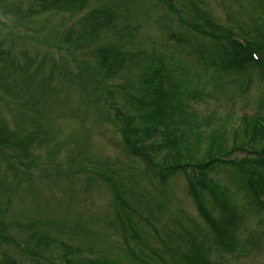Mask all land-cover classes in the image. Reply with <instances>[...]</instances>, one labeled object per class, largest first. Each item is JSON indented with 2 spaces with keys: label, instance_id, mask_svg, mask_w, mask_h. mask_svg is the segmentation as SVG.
I'll list each match as a JSON object with an SVG mask.
<instances>
[{
  "label": "rangeland",
  "instance_id": "rangeland-1",
  "mask_svg": "<svg viewBox=\"0 0 264 264\" xmlns=\"http://www.w3.org/2000/svg\"><path fill=\"white\" fill-rule=\"evenodd\" d=\"M154 1L87 0L80 10L75 6L76 0H68L63 1L61 10H55L42 9L34 0H0V22L8 20V24H3L7 28L0 25V51L6 57L0 59V125L17 133L14 135L19 139L34 138L27 151L9 147L3 149L7 160L0 155V223L7 227L0 231V240L8 237L14 243H0V264H31L22 258L21 244L32 232L71 247L69 259H74L75 249H81L88 264H132L129 250L139 254L149 249L164 254L165 248L160 244L177 243L182 247L187 234L199 239L207 235L206 226L193 211L185 178L177 175L168 179L171 188L168 185L167 196H161L157 181L143 174V164L128 155L120 142L117 126L108 116L113 111L97 96L93 75L86 81L87 75L80 73L79 66L82 60L84 67L95 66L94 54L104 47L128 53L144 51L151 58L167 55L170 60L173 58L174 75L182 79L181 85L194 89L185 113L211 118L208 129L227 131L229 137L240 128L242 117L253 116L260 107L264 81L255 69L242 77L231 69L216 70L219 58L211 44L206 45L211 53L204 58L214 61L201 64L200 59L188 55V46L176 47L167 39L170 33L181 36L185 32L177 22L180 17L193 23L186 12L190 1L239 37L237 27L241 23L252 26L253 18L259 16L251 6H257L258 1L264 4V0H171L175 9L183 10L180 15H171L173 20ZM95 9L115 15L89 19L87 14L94 15ZM96 21L99 26H95ZM202 21L201 14L198 23L205 31L217 29ZM90 24L95 31H91ZM187 35L191 44L199 43V38L188 32ZM134 73V67L132 71L119 67L117 76L108 81L113 97L119 105L125 104L131 114L137 112L116 88L125 85L130 90L128 83H135ZM238 81L243 85L239 93L235 91ZM219 87L223 89L219 91ZM132 92L139 96L133 88ZM214 93L222 100L212 98ZM227 113L232 117L223 129L220 124ZM173 119L176 121L177 117ZM39 127L44 133L41 131L38 138H45V142L34 135ZM203 152L202 149L200 154ZM233 158L242 156L234 154ZM226 169L232 183L236 173ZM217 177L226 184L224 172ZM230 190L234 191V187L230 186ZM234 193L245 205V199ZM115 194L123 200L129 219L113 202ZM243 211L246 219L237 232L239 240L253 234L262 235L263 241L251 248L253 255L242 258L240 263L235 255L220 256L214 252L207 256L210 263L220 260L219 264H264V220L251 209ZM140 216L145 220L140 221ZM191 216L197 225L189 224ZM24 225L30 231H23ZM27 243L30 249L32 244ZM167 249L169 256L165 254V258L180 264L181 256L175 258L170 247ZM60 250L51 245L44 252L55 264H65ZM183 254H188L187 247Z\"/></svg>",
  "mask_w": 264,
  "mask_h": 264
},
{
  "label": "trees",
  "instance_id": "trees-1",
  "mask_svg": "<svg viewBox=\"0 0 264 264\" xmlns=\"http://www.w3.org/2000/svg\"><path fill=\"white\" fill-rule=\"evenodd\" d=\"M5 1L7 0H3V2ZM34 1L40 3L42 9L61 10L65 5L63 1L68 0ZM81 1L84 4L87 3V0ZM154 3L155 6H161L165 16L171 20H173L171 15H180V12H183L182 9H175L171 1L167 6L160 5L158 0H155ZM251 9L259 16L256 19L253 18L252 26L241 23L243 25L237 27L240 30L238 33L241 41H239L235 33L219 26L200 10L194 1H190L186 12L191 16L193 23H186L180 17L177 22L185 32L181 36L170 33L167 42H172L176 47L188 46L190 49L188 52L192 56L194 54L200 56L205 61L204 64H208L204 57L211 53L206 45H213L217 50L215 54L219 58L218 64L215 62L216 66L218 65L216 68L218 71L225 68L241 69L250 63H253L252 65L258 71L264 70V4L258 1L257 6L254 4ZM93 13L94 17L99 20L108 14L107 10L103 9H96ZM201 14L204 25L217 29L211 31L202 29L198 23ZM88 17L90 19V13ZM99 25V22L96 21L95 26ZM95 30L96 28L91 26V31ZM187 32L199 38V43L191 44ZM67 45L71 46L68 42ZM76 45L78 46L79 43ZM69 54L75 55L76 52H69ZM252 54L257 56L255 61L251 58ZM94 55L96 65L84 67L82 60L79 70L80 73L87 75L84 77L86 81L89 80V75H93L91 81L95 85L97 96L101 100H105L108 109L113 111V115L108 114V116L117 126L120 142L124 149L128 155L140 160L143 164L144 175L157 181V188L162 197L167 196L166 190L169 185L167 180L182 175L188 183L187 193L191 198L193 211L208 230L207 235L201 239L195 235L187 234V239L185 238L182 247H179L177 243L172 246L160 244L161 248H165L163 249L164 254L149 249H145L146 252L139 254L129 250L130 258L128 260L132 264H172L164 256L165 254L169 256L167 248L170 247L173 257L181 256L180 264H191V262L211 264L207 256L216 249L226 251L229 246L226 244L228 233L236 234L234 238L237 236L242 221L246 219L244 208L253 210L254 213L260 215L261 220H264V206L259 201L260 195L264 197V124L260 126V123H263L262 116L242 117L240 128L236 132L233 131L228 137L227 131L208 129L212 125L211 118L200 119L185 113L189 99L194 96L192 94L194 89L187 90L185 86L181 85L182 79H177L174 75L176 70L172 64L173 58L170 60L167 55L151 58L144 51L136 50L128 53L115 47H104ZM211 61L210 64L214 60ZM119 67L121 70L130 69L131 71L134 67L135 83H128L130 90L125 85H121L116 88V92L118 89L121 90L119 92L121 98L137 112L136 114H131L125 104H118V101L113 97L112 88L108 85V81L117 76L116 72ZM177 68L184 71L179 66ZM132 88L139 96L134 95ZM222 89V87L218 88L219 91ZM213 95L212 98H218L215 93ZM259 104V109L264 108V100H260ZM167 110L170 112L167 113ZM231 115V113H227L221 120L220 125L223 129H226ZM174 116L177 117L176 121L173 119ZM41 131L39 127L37 131H34V135L38 138ZM14 134L17 135V133L8 131L6 125H0V155L6 160L7 156L3 149L14 147L17 150L27 151L34 141L33 137L19 139ZM38 140L45 142V138L42 137ZM202 149L204 152L200 154ZM234 154H240L242 158H233ZM226 168L232 169V174L236 173L232 183H230L232 179L227 176L229 171ZM223 172L226 184L221 183L217 177ZM255 185H257L256 188ZM230 186L234 187V191L230 190ZM234 192L239 193L245 199V205L240 204V200L237 199ZM118 200L115 198L113 202L124 213L123 217L127 216L129 219L124 208L117 202ZM188 222L192 226L197 225L192 216ZM127 223L125 219V226ZM121 226L125 227L122 225V220ZM3 228L7 227L0 223V231ZM23 231H30V227L24 225ZM165 233L170 235L168 231ZM39 238L44 239L38 240ZM234 238L233 240L238 241ZM4 241L8 245H14L8 237L0 240V243ZM262 241V235L250 234L242 242L235 244L236 262L240 263L242 258L252 256L254 250L250 249ZM27 242L32 244L30 249ZM51 245L57 251L61 249L66 260L65 264H88L78 257L81 249H75L74 259H69V254L72 252L71 247L67 245L66 248L63 243L58 244L56 240H50L48 236H37L35 232H32L25 243L21 244V256L31 264L32 262L33 264L34 262L36 264H55L52 260H48L50 255L44 252ZM36 247L41 250L34 251ZM185 247L188 248V254H183ZM228 254H230L229 251Z\"/></svg>",
  "mask_w": 264,
  "mask_h": 264
}]
</instances>
